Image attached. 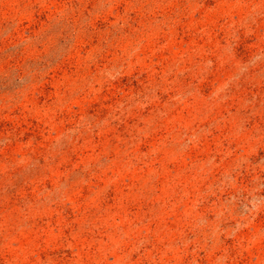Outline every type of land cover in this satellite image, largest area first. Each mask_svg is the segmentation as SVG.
Returning <instances> with one entry per match:
<instances>
[{
	"label": "rangeland",
	"instance_id": "rangeland-1",
	"mask_svg": "<svg viewBox=\"0 0 264 264\" xmlns=\"http://www.w3.org/2000/svg\"><path fill=\"white\" fill-rule=\"evenodd\" d=\"M0 264H264V0H0Z\"/></svg>",
	"mask_w": 264,
	"mask_h": 264
}]
</instances>
